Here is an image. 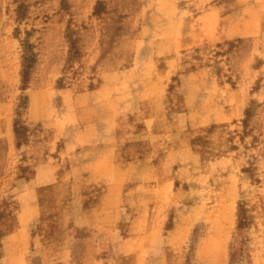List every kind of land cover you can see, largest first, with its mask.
I'll use <instances>...</instances> for the list:
<instances>
[{"label": "rangeland", "instance_id": "1", "mask_svg": "<svg viewBox=\"0 0 264 264\" xmlns=\"http://www.w3.org/2000/svg\"><path fill=\"white\" fill-rule=\"evenodd\" d=\"M0 264H264V0H0Z\"/></svg>", "mask_w": 264, "mask_h": 264}]
</instances>
